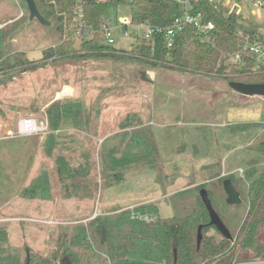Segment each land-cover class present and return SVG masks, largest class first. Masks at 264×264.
Returning a JSON list of instances; mask_svg holds the SVG:
<instances>
[{"label":"rangeland","instance_id":"obj_1","mask_svg":"<svg viewBox=\"0 0 264 264\" xmlns=\"http://www.w3.org/2000/svg\"><path fill=\"white\" fill-rule=\"evenodd\" d=\"M241 14L239 32L264 38V14L244 7ZM129 17L126 5L112 6L103 14L117 50L134 49V36L144 31L130 25L124 36L119 23ZM55 27L54 22L45 27L30 21L23 0H0L2 60L9 65L13 58L15 64L18 53L24 60L39 59L43 50L56 45ZM95 36L102 39L100 31L92 29L84 36L72 31L63 38L79 49L81 42ZM6 65L0 70V228L7 235L4 247L19 264H66L68 254L78 264H110L101 243L107 235L102 219L143 205H154L158 219L182 217L197 203L200 185L212 190L218 178L243 179L247 170L260 173L264 167L258 149L260 143L264 147V98L241 96L222 80L94 56L59 59L33 73L21 74L18 67ZM55 101L80 106L78 128L64 121L47 135H15L20 118L47 119L46 108ZM238 124L247 127L236 130ZM136 130H147L154 160L137 164L123 173L120 183L106 186L107 139ZM125 145L119 146L116 158L129 153ZM57 156L72 166H88L93 184L89 199L63 194L55 172ZM42 172L49 180L50 198H22L21 191ZM216 196L219 212H236ZM237 209L241 217L244 202ZM77 228L84 229L82 248L71 246L64 255L68 244H62L70 242ZM126 233L123 227L114 234L113 253L122 251L121 243L128 244L122 242ZM209 234L219 239L215 231Z\"/></svg>","mask_w":264,"mask_h":264},{"label":"trees","instance_id":"obj_2","mask_svg":"<svg viewBox=\"0 0 264 264\" xmlns=\"http://www.w3.org/2000/svg\"><path fill=\"white\" fill-rule=\"evenodd\" d=\"M39 13L50 23L56 24L55 31L59 32L56 45L43 50L41 57L36 60H24L17 54L15 64H5L0 55L1 67H18L19 73H33L44 69L49 62L59 59H75L84 56L111 58L113 60H134L152 69L175 71L178 73L222 80L224 82H241L248 84L264 83V64L256 62L244 53V46L248 40L256 37L253 32H239L238 26L242 18L235 14H228L221 6H214L207 0H196V12H201L206 20L214 24V30L209 34V41H202L193 28H187L175 37L171 48H167L161 35H154L150 42L137 41L131 51H122L107 46L98 40L97 36L81 42L79 49H74L71 42L66 41L73 31L72 8L76 0H34ZM84 24L87 29L99 31L103 23V14L112 6L126 5L130 8V19L133 25L150 24L151 26L166 27L179 14V9L171 0H134L124 3L118 0H85ZM63 38V39H62ZM137 38V37H136ZM3 46V36H0V50ZM239 53L241 63H233L229 58ZM45 116L50 130L55 132L62 122L70 121L76 129L81 123L80 106L53 102L46 108ZM126 120L123 124H128ZM239 126V127H238ZM235 127L242 130L246 125ZM233 126V128H235ZM124 129V128H123ZM234 130V129H233ZM122 137V138H121ZM52 141V136H49ZM106 160L108 175L105 184L108 187L120 183L123 173L139 163H152L154 148L149 140L147 130H136L132 133H122L108 138ZM126 142L125 149L129 153H119V146ZM118 147V148H117ZM117 148V150H116ZM260 153L264 156V147L259 144ZM258 151V150H257ZM264 158V157H263ZM149 160V161H148ZM264 160V159H263ZM71 161L63 156L55 160V172L62 192L66 197L89 199L92 195L93 184L89 178L86 164L72 166ZM229 179L240 197V204L244 202L245 209L240 217L237 205H230L234 211L229 214L219 212L215 198L224 199L223 181ZM205 185H200L204 189ZM220 190V192H218ZM212 208L227 228L230 237H222L214 226L210 225L208 212L201 201L200 195L193 209L185 216L158 219V212L154 205H143L132 211H123L118 216L104 218L100 224L106 228L104 241L110 264H231L248 261L264 260V167L260 173L252 168L246 171L243 179H236L233 175L212 181V190H206ZM218 192V193H216ZM216 193V194H215ZM24 199L48 200L50 185L47 174L40 173L31 184L21 191ZM155 217V221H146ZM127 233L119 249L113 253L114 234L120 233L122 228ZM77 233L70 242H64V255L69 247L82 248L83 228H77ZM215 231L217 239L209 231ZM198 232L201 238L198 239ZM7 241L6 232L0 228V264H19L16 256L7 252L4 244ZM110 250V251H109ZM70 264H78L71 254L65 257ZM108 264V262H106Z\"/></svg>","mask_w":264,"mask_h":264},{"label":"built area","instance_id":"obj_3","mask_svg":"<svg viewBox=\"0 0 264 264\" xmlns=\"http://www.w3.org/2000/svg\"><path fill=\"white\" fill-rule=\"evenodd\" d=\"M124 3H132L134 0H118ZM179 9V14L166 27L151 26L150 24L133 25L130 18L120 20V25L124 28L123 35L128 36L127 27L133 25L137 28H143L141 36L135 35V41L150 42L154 35H161L166 47H172L176 36L181 34L187 28H193L202 41H209V34L214 30V24L205 19L201 12H196V0H171ZM214 6H221L227 10L228 14H235L242 18L241 9L255 11L258 14H264V0H207ZM85 0H76L73 8V31L85 35L88 30L84 24ZM109 21L100 25L101 42L107 46L114 44L112 28L109 27ZM137 37V38H136ZM246 56L253 58L256 62L264 64V38L256 36L248 40L244 46ZM229 60L233 63H241V55L236 53ZM47 119H38L33 117L20 118L17 121L15 135L17 137H30L35 135H47L51 133ZM149 221V220H148ZM231 264H264V260L248 261Z\"/></svg>","mask_w":264,"mask_h":264},{"label":"water","instance_id":"obj_4","mask_svg":"<svg viewBox=\"0 0 264 264\" xmlns=\"http://www.w3.org/2000/svg\"><path fill=\"white\" fill-rule=\"evenodd\" d=\"M26 3V7L29 13V20H37L42 26H49L50 22L45 19L38 11L34 0H23ZM10 64H13V58H10ZM228 87L235 93L245 97H260L264 98V83L262 84H248L241 82H229ZM223 191L226 195V202L230 205L240 204V197L234 186L229 179L223 181ZM200 198L204 204L210 219V225L214 226L217 232L224 238H229L230 234L227 228L224 226L218 215L212 208L211 202L208 198L205 190L200 191ZM201 235L198 232V239ZM66 264H70L67 260Z\"/></svg>","mask_w":264,"mask_h":264},{"label":"crops","instance_id":"obj_5","mask_svg":"<svg viewBox=\"0 0 264 264\" xmlns=\"http://www.w3.org/2000/svg\"><path fill=\"white\" fill-rule=\"evenodd\" d=\"M173 72H175V71H173ZM16 128V127H15ZM73 128V127H72ZM2 139H5V137L4 138H2ZM1 140V139H0Z\"/></svg>","mask_w":264,"mask_h":264}]
</instances>
